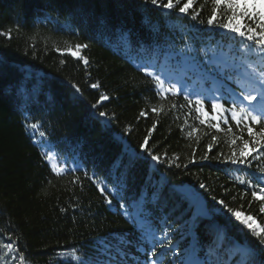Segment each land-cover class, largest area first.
I'll use <instances>...</instances> for the list:
<instances>
[{
  "label": "trees",
  "instance_id": "16d2710c",
  "mask_svg": "<svg viewBox=\"0 0 264 264\" xmlns=\"http://www.w3.org/2000/svg\"><path fill=\"white\" fill-rule=\"evenodd\" d=\"M193 8L199 20L151 0H0V33L10 32L0 34V264H17L21 252L24 264H264V246L218 203L264 227V201L251 195L259 188L238 179L258 182L264 148L248 157L251 165L225 161L241 143L231 139L250 140L246 128L230 115L221 131L209 127L214 120L201 124L183 91L157 95L140 71L157 72L166 54L188 58L217 75L225 96L240 89L229 77L245 79L235 62L264 67L259 55L241 51L239 37L207 25L210 0ZM76 44L87 45L80 52L87 65L56 51ZM216 48L233 50L231 66L212 65L207 53ZM101 93L109 99L93 108ZM145 136L159 161L141 149ZM40 141L67 153L70 171L53 173ZM184 186L196 199L179 192Z\"/></svg>",
  "mask_w": 264,
  "mask_h": 264
},
{
  "label": "snow or ice",
  "instance_id": "6c2138e0",
  "mask_svg": "<svg viewBox=\"0 0 264 264\" xmlns=\"http://www.w3.org/2000/svg\"><path fill=\"white\" fill-rule=\"evenodd\" d=\"M210 3L211 12L206 19L207 25L209 27L222 28L226 33L239 37L242 49L248 53L259 55L261 63L264 64V0H210ZM151 4L164 10H178V13L183 15H188L190 10H192L191 19L199 20L200 11L193 8L194 0H167V2H163V0H151ZM199 22L204 23L203 20ZM0 34L10 36V32L7 31ZM65 43L67 45V42ZM86 47L87 45L76 44L75 49L71 46H66L63 49L57 47L56 51L61 54L67 52L72 57L79 58V60L87 65L88 60L80 54L81 49ZM61 63H63V61H61ZM140 71L152 78L157 95H165L167 93L176 94L177 92L183 91L188 106H194L198 116L203 117V119L200 120L201 124H204L206 121L214 120L216 123L209 124V127L221 131V120L224 124H228V115H230L231 120L235 122L237 128H240L241 125L246 128L250 140H245L242 136L231 139L229 141L231 145H236L237 139L241 140V143L232 148L231 155L226 156L224 158L225 161H230L233 164L251 165V160H249L248 157L253 153H257L259 149L264 148V67L247 64L245 79L237 81L241 88L240 92L230 96L232 101L231 105L225 107V104L221 102L223 96H214L210 100L211 115L204 108V97L188 93L186 89L178 88L177 83L169 82L155 71H150L148 67H141ZM230 78L231 77H229V79ZM73 87L76 88L77 92L80 91L79 87L76 85H73ZM91 87L98 88L99 85L94 83ZM108 99L109 97L106 94L101 93L99 99L92 107L95 108L102 101ZM173 107H175V105H173ZM152 111L158 112L160 109L154 107ZM99 115L103 117L106 116L107 113L100 112ZM140 115L144 116L146 113L141 111ZM254 126H260L259 131H255ZM30 127L35 129L37 125L33 123ZM154 127L155 124H153V128ZM148 131L151 133L152 129L150 128ZM193 131H195V129H193ZM231 131L232 129L229 127L228 132L230 133ZM241 131H243V129H241ZM191 134L192 133H189V135ZM212 140L217 141V137L213 136ZM148 142L149 137L145 136L144 142L140 145L141 149L149 152L153 161H159L160 156L151 154V150L147 148ZM250 144L251 147L249 146ZM207 147L211 149L213 145L209 143ZM207 158V155L202 157V159ZM255 158L256 157H253V159ZM44 159L50 164L51 171L57 175L70 171L67 167L58 163L57 157L52 152L46 153ZM259 172L261 175L256 178L258 181L256 184H253L251 179H245L244 177H239L238 179L242 184H247L253 189L259 188V192L254 190L251 195L257 201H264V195H260V193H264V187H260V184L264 183V167L259 168ZM85 175H87V173H85ZM78 181L79 177H74L73 182L75 183ZM97 187L102 195L106 192V188L99 183H97ZM200 187L204 188L205 185L201 184ZM105 200L107 203L111 204V200H109L106 195ZM218 203L223 209H226L227 213H230L232 217H235L237 221H240L252 232L257 238L259 245L264 246V227L257 224L252 215H244L241 211L230 208L223 200ZM61 211H64V209H61ZM259 211L264 213V204H261ZM6 248L8 250H14L13 243H7ZM155 254L156 248L153 247L152 251L147 255L149 257H154ZM18 257L17 264H24V253H19ZM74 258L79 259V257ZM108 264H111V261H109ZM150 264H157V260L151 259Z\"/></svg>",
  "mask_w": 264,
  "mask_h": 264
},
{
  "label": "rangeland",
  "instance_id": "374dc122",
  "mask_svg": "<svg viewBox=\"0 0 264 264\" xmlns=\"http://www.w3.org/2000/svg\"><path fill=\"white\" fill-rule=\"evenodd\" d=\"M241 51L246 52L242 48ZM232 52H228L227 49L223 50L216 48L213 51L207 53V57L208 60L212 62V65L218 66L221 70L226 66V64H228L226 60L229 61L233 56H237L236 54H233L234 52L233 53ZM246 53L248 54V52ZM177 61L174 62L169 61L168 54H166L164 58V63H166V66L161 67V65H158V69L154 67L155 70H157L156 73L160 74L162 78H165L171 83H177L178 88L186 89L188 93H192L204 97L205 98L204 107H208L210 111H211L210 100L212 97L223 96V100L221 102L225 104V107H228L232 103L230 96L238 94L241 90V88L238 89V91L236 89H226L225 92L226 95L224 96L223 95L224 92L221 90L220 87L221 80L217 77L215 73H213L212 71L210 73H207L206 71H204L205 67L202 66L200 63L194 64V62L192 61V63L189 64L190 60L188 58L182 59L179 57ZM256 62H259V60H257ZM239 64H241V62L240 63L235 62L233 66L235 67L238 66V68L241 67L239 71L241 73L243 72L246 74V66L244 65L241 66ZM229 65L230 66L232 65L230 64V61H229ZM214 71H217V69L214 68ZM181 73H185V77H183ZM231 78H233L234 82L237 83L236 79H238V77L231 76ZM239 80L242 81L243 78L241 77L239 78ZM211 114L212 113H210V115ZM40 142L42 144L41 148L43 149L44 153L46 154L48 152H52L57 157L58 163L60 165L69 167V163L72 164V158L67 157L66 155L67 153L66 154L60 153L59 151H56L51 146H49V144L43 141ZM196 205H197V209L200 210V212H203L202 201L201 200L197 201ZM5 252L8 253V250H5ZM238 252L239 255L242 257V260H244L245 256L247 255L246 250L240 247ZM7 255L8 254H6V256ZM226 256H227V260H229L232 254L228 253Z\"/></svg>",
  "mask_w": 264,
  "mask_h": 264
},
{
  "label": "water",
  "instance_id": "95a60500",
  "mask_svg": "<svg viewBox=\"0 0 264 264\" xmlns=\"http://www.w3.org/2000/svg\"><path fill=\"white\" fill-rule=\"evenodd\" d=\"M179 192L184 194L187 198L193 200L197 197V192L192 186H184L179 189Z\"/></svg>",
  "mask_w": 264,
  "mask_h": 264
}]
</instances>
